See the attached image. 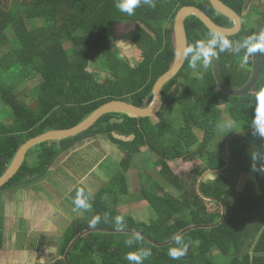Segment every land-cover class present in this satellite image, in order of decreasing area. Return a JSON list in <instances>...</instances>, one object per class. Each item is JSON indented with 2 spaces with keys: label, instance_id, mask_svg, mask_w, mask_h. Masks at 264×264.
I'll list each match as a JSON object with an SVG mask.
<instances>
[{
  "label": "trees",
  "instance_id": "1",
  "mask_svg": "<svg viewBox=\"0 0 264 264\" xmlns=\"http://www.w3.org/2000/svg\"><path fill=\"white\" fill-rule=\"evenodd\" d=\"M221 1L238 15L246 12V0ZM120 3L0 0V178L22 145L36 136L70 129L112 101L149 106L156 83L173 67L174 23L183 8L195 7L217 25L233 26L231 20L215 16L209 0H141L133 14L122 12ZM260 11L253 7V13ZM125 25L133 27L131 42L141 54L135 67L113 44V30ZM186 30L189 48L196 50L188 54L178 77L163 88L164 106L154 116L157 122L119 113L104 116L75 137L32 149L30 162L31 151L18 175L0 189H27L43 180L58 158L83 140L107 136L120 146L124 157L114 188L99 195L88 221L78 220L65 231L57 246L61 258L52 264H264V133L256 123L257 97L264 89V52L254 92L227 96L218 89L214 66L232 89H242L252 75L249 48L255 39L249 38L255 37V30L244 27L234 37H223L194 17L187 20ZM222 37L230 42L223 51ZM214 39L217 55L211 64L205 66L201 55L192 67L193 57L200 54L198 43L207 47ZM31 81L34 84L20 90ZM180 82L184 90L179 93ZM226 117L238 134L223 130ZM143 148L156 157L153 167L173 189L168 191L152 173L140 176L142 201L156 217L149 224L125 218L113 206L120 208L129 194L126 174ZM178 159L187 164L198 159L202 166H194L190 178L181 180L170 167ZM148 163L151 169V160ZM207 173L214 180L202 181ZM192 227L199 229L167 247L134 235L92 233L74 245L64 261L68 246L88 230L131 231L166 244ZM3 237L0 224V250ZM174 248H186L187 255L172 259L169 252Z\"/></svg>",
  "mask_w": 264,
  "mask_h": 264
},
{
  "label": "rangeland",
  "instance_id": "2",
  "mask_svg": "<svg viewBox=\"0 0 264 264\" xmlns=\"http://www.w3.org/2000/svg\"><path fill=\"white\" fill-rule=\"evenodd\" d=\"M193 1L196 2L197 0ZM253 5L261 10L259 1H256ZM246 21H250V18ZM132 32L133 27L127 25L120 26L113 30L112 39L118 53L135 67L141 60V54L131 42ZM242 66L243 64L240 67ZM194 69L192 68V70ZM90 71H92V67H90ZM30 84H34V82L31 81L29 84L25 83L20 85V90L30 87ZM176 89L179 93L182 92L184 90L183 83L180 82L176 86ZM157 120V118L153 117L154 122H157ZM180 120H182L181 117ZM225 129L226 134L236 131L235 125L227 117L223 123V130L225 131ZM239 132L236 131L235 134ZM197 136L201 138L202 134H198ZM117 137L123 140H130L121 136ZM217 142L221 143L222 141L217 139ZM211 146L214 148L213 145ZM142 151L143 154L135 158L131 170L126 174L129 194L121 199V205L119 203L120 208L114 204L113 206L123 217L134 219L137 223L149 224L156 217L149 208L148 203L142 201L141 190L144 182L141 181L140 176L146 173H152L159 180L160 184L166 186L168 191H172L173 189L167 187V184L159 174V170L153 167V164L156 162V157H153L148 148H143ZM33 152L34 150H31L28 163ZM99 152L102 155L110 157L108 162L101 168L95 166L93 168L94 172L79 177L77 175L78 172L82 175V173L91 170L99 158ZM225 153H227V150ZM123 157L124 153L120 146L112 142L107 136L86 139L79 143L75 147V150L68 152L66 155L65 153L62 154L58 158L61 162L55 165L43 180L32 184L31 188H33V191H25V189H22L25 192L22 205L21 203H14L18 198L12 197H7L12 204L3 203L2 199L4 198V192L6 190L1 191L0 224L5 239L3 244L5 248L0 250V264H52L55 259L61 258L59 247L56 244L59 238L58 233L65 226L66 231L78 220L84 219L83 221H88L89 217L87 216L91 215L89 213L95 207V201L99 195L104 190L114 188V179L120 173V165L123 162ZM148 159L152 163L151 169L148 168ZM194 166H202L201 160L196 159L192 164H187L182 159H178L170 163L173 173L181 180H188L190 178L189 176ZM62 174H65V176ZM71 179H74V181H70ZM202 180L209 182L214 180V176L211 173H207ZM70 183L71 185H69ZM156 194L158 196L162 195L161 192H156ZM78 199L86 201L84 207L78 205ZM107 199L104 198L103 200ZM17 204H20L19 207H16ZM14 207H16L17 211L16 209L13 211ZM210 207L212 208L213 205ZM213 208L216 209V207ZM53 222L57 223L61 229L59 230L58 225L53 224ZM50 224H53V229L50 227ZM17 238V242L12 244V241ZM23 245L24 248H21Z\"/></svg>",
  "mask_w": 264,
  "mask_h": 264
},
{
  "label": "water",
  "instance_id": "3",
  "mask_svg": "<svg viewBox=\"0 0 264 264\" xmlns=\"http://www.w3.org/2000/svg\"><path fill=\"white\" fill-rule=\"evenodd\" d=\"M212 8L214 11L221 15L223 18L231 20L234 25L231 28H225L217 25L210 19L203 11L195 8V7H186L183 8L177 15L174 23V37H175V44H176V57L173 64L172 69L165 74L159 81L156 83L153 91V99L149 106L147 107H139L132 103L117 100L107 103L106 105L101 106L96 111L92 112L87 118H85L82 122L77 124L76 126L70 129H59V130H50L45 132L42 135L36 136L25 144L17 152L15 158L11 166L8 167L4 175L0 178V189H2L6 184L11 182L21 171L22 167L24 166L28 153L40 146L41 144L47 142H56V141H63L68 138L75 137L88 129L94 126L100 119L104 116L110 114H125L134 118L142 119V118H151L156 116L164 106V97H163V88L175 80L178 75L183 71L185 64L187 62L188 54L186 55L187 49H189V42L186 30V22L191 17H194L198 21H201L203 25H205L210 31L213 33L223 36V37H234L238 35L243 27V20L242 18L228 6H226L221 0H209ZM253 0H246L245 2V10L248 12L251 8ZM264 33V27L259 25L257 33L255 34V43H259L260 35ZM260 51L252 52L253 58V70L250 81L240 90L232 89L226 81L223 79L220 68L218 66H214V77L220 92L227 96L233 97H246L249 94H252L257 87L258 81L260 79ZM203 181V180H202ZM201 181V182H202ZM225 214V213H224ZM222 221L218 224L220 225L224 220V215ZM217 225V226H218ZM212 226V227H217ZM209 227V228H212ZM199 229V227H192L187 228L179 235L175 237L174 240L166 244H158L153 242L151 239L147 238L145 235H141L136 232L131 231H108V230H97L92 229L85 231L81 235H79L75 240L68 246L65 255L64 261L67 262L68 253L72 249L74 245H76L81 239L86 237L92 233H106V234H128L140 237L152 245L156 247H167L174 243V241L180 240L183 238L187 233L192 230Z\"/></svg>",
  "mask_w": 264,
  "mask_h": 264
},
{
  "label": "clouds",
  "instance_id": "4",
  "mask_svg": "<svg viewBox=\"0 0 264 264\" xmlns=\"http://www.w3.org/2000/svg\"><path fill=\"white\" fill-rule=\"evenodd\" d=\"M145 2H149V0H145ZM141 3V0H122V3L118 4L117 7L122 12H127L129 14H133V10L138 7ZM155 7V5H153ZM250 40L256 39V37H250ZM221 42L223 47L221 50H226L230 47V42L226 38H221ZM217 41L214 39L210 42L209 46H205L202 42L198 43V47L200 50V54L193 57L192 67H195V61L200 58L202 55L205 61V66H209L211 64V57L217 55L216 52L213 50ZM195 48L187 49L186 55L195 51ZM254 51L264 52V33H262L259 37V43L252 44L249 48V54ZM258 108H257V120L256 123L260 126L261 132L264 133V89H261V93L258 94ZM77 203L79 206L84 207L85 202L82 199H78ZM187 249H171L169 255L172 259H180L181 257L187 255ZM134 259H138L137 257H132Z\"/></svg>",
  "mask_w": 264,
  "mask_h": 264
},
{
  "label": "crops",
  "instance_id": "5",
  "mask_svg": "<svg viewBox=\"0 0 264 264\" xmlns=\"http://www.w3.org/2000/svg\"><path fill=\"white\" fill-rule=\"evenodd\" d=\"M75 150V149H74ZM73 151V150H72ZM100 153V152H99ZM66 155V154H65ZM110 159V157H108V156H106V155H102L101 153L99 154V158H98V160H97V162H95V164L92 166V168H91V170L90 171H88V172H84V173H82V175H80V173L78 172L77 173V175L79 176V177H82V176H84L85 174H90L91 172H94L93 170V168L95 167V166H98V168H101L104 164H106L107 162H108V160ZM59 162H61V160H58V162L56 163V165L59 163ZM77 162H78V160H77ZM76 171H78L76 168H74ZM63 176H65V174H62ZM70 181H74V179L72 180H70ZM40 182V181H39ZM38 183V182H37ZM72 183V182H71ZM71 183L69 184V185H71ZM32 187V186H31ZM31 187H29V188H27V189H25V191L26 190H29V191H33V188H31ZM24 190V189H23ZM23 190H18V191H16L15 190V192H14V190H9V191H5L4 193V198L2 199V201H3V203H5V204H12L11 202H9V200L7 199V197H12V198H18L17 200H15V202L14 203H21V205L23 204V202H22V199L24 198V193L25 192H23ZM20 205V204H19ZM19 205L17 204L16 205V207H19ZM28 206H30L29 204H27ZM33 205V204H32ZM37 205V204H36ZM25 206H26V203H25ZM16 207H14L13 208V211L16 209ZM34 207V206H33ZM16 211H17V209H16ZM72 212H74V211H72ZM53 224H57V223H54L53 222ZM53 224H50V227H52V229H53ZM58 225V224H57ZM56 225V226H57ZM55 226V227H56ZM66 227V226H65ZM65 227L58 233V241L56 242V244L58 245V243H60V241H61V238H62V236H63V234L65 233ZM58 229L60 230L61 229V227H59V225H58ZM64 230V231H63ZM63 232V233H62ZM17 240H18V238L16 239V240H14V241H12V244L13 243H15V242H17ZM4 241H5V239H4V237H3V244H4ZM24 244V243H23ZM55 244V243H54ZM55 244V245H56ZM3 248H5V247H3ZM12 250H14L13 248H12Z\"/></svg>",
  "mask_w": 264,
  "mask_h": 264
},
{
  "label": "flooded vegetation",
  "instance_id": "6",
  "mask_svg": "<svg viewBox=\"0 0 264 264\" xmlns=\"http://www.w3.org/2000/svg\"><path fill=\"white\" fill-rule=\"evenodd\" d=\"M256 1H259V3L261 4V11L258 12V13H253L252 10H253V7L255 5H253ZM246 2V1H245ZM207 15V14H206ZM208 16V15H207ZM215 16H221L219 14L215 15ZM242 20H243V27H242V30L241 32L243 31L244 27H249L250 29H254L255 32L254 34L257 33V30H258V27L259 25H262L264 27V0H253L252 2V5H251V8H250V11L248 14H246V12L242 13L241 15H239ZM257 16V17H255ZM248 18H250V21H246ZM246 23V24H245ZM234 25V23H233ZM233 27V26H231ZM231 27H225V28H231ZM246 27V28H247ZM240 32V33H241ZM239 33V34H240Z\"/></svg>",
  "mask_w": 264,
  "mask_h": 264
}]
</instances>
